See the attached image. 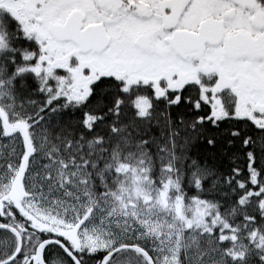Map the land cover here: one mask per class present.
Masks as SVG:
<instances>
[{"label": "snow or ice", "instance_id": "snow-or-ice-1", "mask_svg": "<svg viewBox=\"0 0 264 264\" xmlns=\"http://www.w3.org/2000/svg\"><path fill=\"white\" fill-rule=\"evenodd\" d=\"M0 264H264V0H0Z\"/></svg>", "mask_w": 264, "mask_h": 264}]
</instances>
